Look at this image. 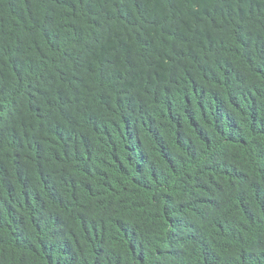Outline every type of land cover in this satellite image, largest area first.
I'll return each instance as SVG.
<instances>
[{
    "label": "trees",
    "instance_id": "obj_1",
    "mask_svg": "<svg viewBox=\"0 0 264 264\" xmlns=\"http://www.w3.org/2000/svg\"><path fill=\"white\" fill-rule=\"evenodd\" d=\"M0 264H264V0H0Z\"/></svg>",
    "mask_w": 264,
    "mask_h": 264
}]
</instances>
